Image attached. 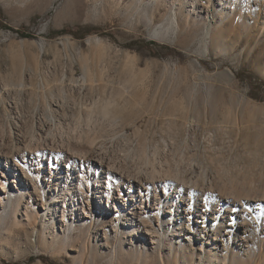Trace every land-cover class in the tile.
Instances as JSON below:
<instances>
[{
	"label": "rangeland",
	"instance_id": "obj_1",
	"mask_svg": "<svg viewBox=\"0 0 264 264\" xmlns=\"http://www.w3.org/2000/svg\"><path fill=\"white\" fill-rule=\"evenodd\" d=\"M0 157V264H264V0H0ZM139 177L171 211L147 255L94 201Z\"/></svg>",
	"mask_w": 264,
	"mask_h": 264
},
{
	"label": "bare ground",
	"instance_id": "obj_2",
	"mask_svg": "<svg viewBox=\"0 0 264 264\" xmlns=\"http://www.w3.org/2000/svg\"><path fill=\"white\" fill-rule=\"evenodd\" d=\"M147 24V21L145 22ZM162 31L160 30H154L152 33V36H154L155 38H162L161 36ZM203 48L206 51V42H203ZM15 145H14V149L13 150H9L7 151V155H6V164H5V171L8 173L9 172V168L10 165H8V160L11 159L12 160V168H13V173L16 174V167L17 163L20 162L19 160H23V162H25V153L20 152V147L18 146V138L15 137ZM1 158V157H0ZM83 158V157H80ZM93 159V157H91ZM92 159H88V160H92ZM102 161V159L100 160ZM25 165L24 163L20 164V168L23 172H25ZM11 168V169H12ZM102 168V164H98V169ZM68 170V169H67ZM69 172H72L71 170H68L67 173H65L66 177L68 178ZM108 173H112V170H108ZM40 175V170L38 169V171L36 172V176ZM145 177H139L137 180L139 182H134V179H130L129 183H128V187L131 188L132 184L137 186V193L136 192H132V193H125V192H121V190L119 191V195L118 196H114L111 195L109 190L104 191V193L100 192L99 199L95 198V203L97 204V208L100 211H105V209L100 205L101 201L103 199H105L107 201V203L109 202V199L112 198V205H107L108 207L111 206V209H113L115 212L114 214L111 213L110 218L112 219L110 221V224L107 226V234L103 233V236L101 237V239L103 238H109L112 234V237L115 238V240L117 239L118 241H120L122 237H128V243L129 244H135L139 246V252L143 254V249L145 250V255L146 252H148L147 250H151L154 251L156 248H158L160 246V242H161V234H163V231L167 229V226L165 225L164 228L162 226V223L165 219L170 220V215L171 211L169 210H162L163 206H161V204H163L166 200H168V194L166 192L165 189H163V193L166 194H162L160 193V189H156L155 187L152 189V187L150 188L148 181H146ZM149 179V178H148ZM5 183L7 180V177L5 176ZM27 180V176L23 174V176L21 177V181ZM136 180V179H135ZM116 181H118L116 179ZM13 182H16V184H18L17 180L14 178ZM144 182V183H143ZM5 183H2L4 185V188L6 189V193H8L9 195H11L13 197V200L11 202L14 201V199H16L19 196H16V194L11 190V187H7V185ZM20 184V183H19ZM67 184V183H66ZM16 189L17 188H22L21 186L16 185ZM78 186L80 189V193L84 194V191H82V184L79 181L78 182ZM65 184L63 185L62 189H64ZM26 189V186H24V190ZM144 190V192H143ZM4 192V193H5ZM73 193H77V191L72 190ZM127 192H130L129 190H127ZM107 193V195H106ZM56 195V194H55ZM54 195V196H55ZM22 196V194H21ZM53 196V195H52ZM82 196V195H81ZM96 197V196H95ZM167 197V198H166ZM83 198V197H82ZM86 198V197H84ZM166 198L165 201H163ZM89 198H87L88 200ZM46 201V199H45ZM7 202H9V200L7 199ZM46 202H43L42 206H46ZM76 204V200L73 202V204H71L72 206ZM31 204L29 203L28 206H30ZM49 206H51V203L49 204ZM71 206V210L73 209V207ZM48 208V207H47ZM46 209V208H44ZM82 209L83 205H82ZM65 209L63 210L64 213ZM76 213V214H75ZM72 217H75L74 219H72V221H70V219L67 218L64 219L63 221H68V224H70L73 221H79L81 222H86V218L88 217L86 216V214H90L92 216V211L88 210L86 212V214L84 215L83 212H75V211H71ZM104 215H108V214H104ZM193 212L190 211L189 209H184V212L181 213L179 216L184 217V222H182L181 224H177V231L178 233H180L182 235V238H184L185 240L189 241L192 239L193 235H192V231L195 229V227L198 229L199 226H201V228L203 229L202 235L199 236V238L205 237L208 238V231L209 229H207L205 226L206 223H200L201 221L198 220V218H194V220H192L193 218ZM64 217V214H63ZM71 218V217H70ZM186 222V223H185ZM91 224V222H90ZM208 224V223H207ZM210 224V223H209ZM155 225V227H154ZM212 225V223L210 224ZM209 225V226H210ZM241 225H243L241 223ZM157 226V228H156ZM159 227V229H158ZM241 228H243V232L246 229V226H241ZM159 230V231H158ZM221 230L223 231H228V227L226 225H222ZM161 231V232H160ZM218 231H220V229H218ZM191 233V234H190ZM212 237L213 239L216 238V233H212ZM100 234L98 233L96 236L98 237ZM100 238V237H98Z\"/></svg>",
	"mask_w": 264,
	"mask_h": 264
}]
</instances>
